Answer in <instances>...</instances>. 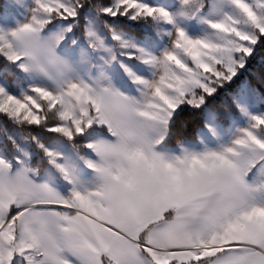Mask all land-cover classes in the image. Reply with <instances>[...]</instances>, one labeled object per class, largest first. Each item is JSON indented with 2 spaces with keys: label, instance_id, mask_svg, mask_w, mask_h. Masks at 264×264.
Returning <instances> with one entry per match:
<instances>
[{
  "label": "snow or ice",
  "instance_id": "obj_1",
  "mask_svg": "<svg viewBox=\"0 0 264 264\" xmlns=\"http://www.w3.org/2000/svg\"><path fill=\"white\" fill-rule=\"evenodd\" d=\"M258 49L264 0H5L0 264H264Z\"/></svg>",
  "mask_w": 264,
  "mask_h": 264
},
{
  "label": "trees",
  "instance_id": "obj_2",
  "mask_svg": "<svg viewBox=\"0 0 264 264\" xmlns=\"http://www.w3.org/2000/svg\"><path fill=\"white\" fill-rule=\"evenodd\" d=\"M2 4L3 0H0V5ZM261 55H264V51L258 49L256 55L250 61L247 71L243 72V75L237 81V83L248 81L250 87L256 89L257 92H264V64L260 61ZM9 131H12V129L9 128Z\"/></svg>",
  "mask_w": 264,
  "mask_h": 264
},
{
  "label": "rangeland",
  "instance_id": "obj_3",
  "mask_svg": "<svg viewBox=\"0 0 264 264\" xmlns=\"http://www.w3.org/2000/svg\"><path fill=\"white\" fill-rule=\"evenodd\" d=\"M5 2V0H3V3ZM3 5V4H2Z\"/></svg>",
  "mask_w": 264,
  "mask_h": 264
}]
</instances>
